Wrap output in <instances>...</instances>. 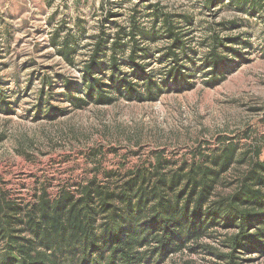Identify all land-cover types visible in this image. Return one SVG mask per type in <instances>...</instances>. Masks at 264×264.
I'll use <instances>...</instances> for the list:
<instances>
[{
	"label": "rangeland",
	"instance_id": "1",
	"mask_svg": "<svg viewBox=\"0 0 264 264\" xmlns=\"http://www.w3.org/2000/svg\"><path fill=\"white\" fill-rule=\"evenodd\" d=\"M247 10L237 8L235 0L214 8H206L203 0H0V90L13 110L11 115L0 112L4 189L29 202L42 188L54 196L61 186L73 188L92 177L124 173L157 151L180 161L199 147L217 148L220 140L234 141L240 149L264 143V19ZM153 13L173 16L185 49L195 52L183 62L193 87L170 86L156 101L119 99L110 105L72 107L61 79L79 84L82 91L81 70L97 36L103 33L107 50L116 32L126 36L133 19L147 34L138 37L149 49L145 63L162 80L167 62L161 49L168 41L158 27L153 29ZM57 30L61 38L66 33L75 37L71 63L51 44ZM212 30L220 39L246 43L235 46L244 60H228V74L216 86L206 84L201 61ZM128 41L119 54L123 63ZM49 82L51 86L44 84ZM48 103L66 112L47 117ZM222 233L214 230L194 252L185 250L164 264H222L204 246L218 249ZM251 264H264V259Z\"/></svg>",
	"mask_w": 264,
	"mask_h": 264
},
{
	"label": "trees",
	"instance_id": "2",
	"mask_svg": "<svg viewBox=\"0 0 264 264\" xmlns=\"http://www.w3.org/2000/svg\"><path fill=\"white\" fill-rule=\"evenodd\" d=\"M224 1L203 0V5L214 8ZM235 1L240 10L264 19V0ZM153 20V29L158 27L168 41L161 49L167 62L162 80L145 63L149 49L138 37L147 34L133 19L126 36L116 32L107 50L103 33L97 36L81 70L83 90L61 79L65 100L83 109L119 99L156 101L170 86L191 89V72L183 62L195 52L185 49L173 16L153 13ZM60 38L57 30L51 44L71 63L75 37L66 33ZM125 40L129 48L123 63L119 54ZM206 44L204 76L208 86H216L228 74V60H244L235 46L246 43L220 39L212 30ZM9 105L0 90V112L13 114ZM46 109L50 118L53 111L66 112L49 103ZM218 145L199 147L180 161L157 151L124 173L109 172L73 188L61 186L54 196L42 188L29 202L11 196L0 180V264H164L185 250L194 252L217 229L223 232L218 249L204 246L222 264L264 259V143L240 149L225 139Z\"/></svg>",
	"mask_w": 264,
	"mask_h": 264
}]
</instances>
